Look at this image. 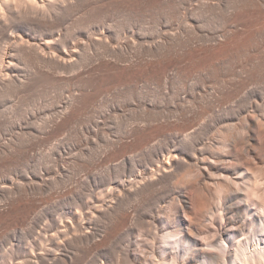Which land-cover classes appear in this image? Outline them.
Returning <instances> with one entry per match:
<instances>
[{"label": "bare ground", "instance_id": "1", "mask_svg": "<svg viewBox=\"0 0 264 264\" xmlns=\"http://www.w3.org/2000/svg\"><path fill=\"white\" fill-rule=\"evenodd\" d=\"M117 14L135 29L106 24ZM46 82L69 95L44 127L0 110V133L15 131L0 172L28 166L31 137L91 139L114 125L123 136L96 157L118 163L85 189L53 185L47 166L7 175L0 264H264V0H0V98ZM109 88L125 103L98 112ZM96 157L88 166L100 168Z\"/></svg>", "mask_w": 264, "mask_h": 264}, {"label": "rangeland", "instance_id": "2", "mask_svg": "<svg viewBox=\"0 0 264 264\" xmlns=\"http://www.w3.org/2000/svg\"><path fill=\"white\" fill-rule=\"evenodd\" d=\"M117 15L118 16H120V17H117ZM116 15V18H115V16H113L112 18H114L115 20H116V22H115V20L114 19H110V20H107L106 21V24H108V25H110V23L112 22V24L113 25H111V26H113L112 28H115L114 30L115 31H118V28L120 27H118L117 25H121V27L122 26H124L123 28H119V30H122V29H126V30H129V29H133L134 28V26H133V28H132V25H130V26H127L128 24H131L129 21H128V19H126V17L123 15V14H117ZM122 17H125V19L129 22V23H126V21L125 20H123L124 18H122ZM117 18H119V19H117ZM119 20V21H118ZM122 21H123V23H122ZM119 22H120V24H119ZM125 22V23H124ZM142 23H146V22H142ZM142 23H140V25L141 26H143L144 27V25L142 24ZM115 24V25H114ZM124 24V25H123ZM127 24V25H126ZM79 25H81V24H76V25H73L72 27H71V29H72V31H80V32H82V33H77L76 31V33L74 34V36H77V37H74L75 39H77V38H79V39H81L82 37H81V35H84L85 34V29H88V31H89V29L90 28H87L88 26L86 25V23H83L82 24V26H79ZM84 25H85V27H84ZM147 25V26H146ZM148 25H150V23L149 24H145V29L148 27ZM100 26V25H99ZM99 26H97L98 28H99ZM103 26V25H102ZM102 26H100V29H101V27ZM116 26V27H115ZM141 26H139V27H141ZM75 27V28H74ZM79 28V30H78V28ZM126 27V28H125ZM129 27V28H128ZM143 27H142V29H143ZM81 28V29H80ZM149 28V27H148ZM82 29H84V31H82ZM92 29V28H91ZM117 29V30H116ZM135 29V28H134ZM138 29H140V28H138ZM144 29V30H145ZM84 33V34H83ZM46 84H48L47 82L45 83V85H44V83H43V85L41 84V87H35L33 90L32 89H30L29 91H27L26 93H23V95L21 94L20 96L19 95H8V96H5V97H2V98H0V110L3 112L4 111V115H5V113H8V114H6V116H9L12 120H14V123L16 124V126L17 125H19V126H21V125H23L24 123H27L28 124V126L32 129L34 126H36L37 125V128H39V125H40V128H42V127H44L45 125L44 124H42V122L43 123H46L45 121L52 115V113L51 112H53L52 111V108H51V106L53 105V103H54V105L56 104H59L60 103V98H61V100L63 101L64 100V98H65V96H68L69 95V93H68V90H66V88L65 89H63V87H61L60 89L58 88V85H55V87H57V88H55L54 87V85H46ZM45 87V88H44ZM153 88L152 89H155V91H157L158 90V93H159V91L162 89V87L160 88V86L158 85V84H156L155 86L153 85L152 86ZM38 89V90H37ZM59 89V90H58ZM37 90V91H36ZM45 90V91H44ZM62 90V91H61ZM65 90H66V93H64L65 92ZM109 90V91H108ZM33 91V92H32ZM53 91V92H52ZM144 91H149V90H147V89H145ZM38 92V94H36V93ZM61 92H63V93H61ZM107 93H105V95H104V97L102 98V100H101V102H100V104L101 103H103V104H101L100 105V109H99V111L98 112H100L101 110H103V109H106L105 107L107 106V108L109 107V106H111V105H116V103L117 104H120V105H123V103H125V101H124V99L122 100V98H118V101H117V95L118 94H115L116 92H114V90L113 89H111V88H109V89H107V91H106ZM113 92V93H112ZM160 92H163V89L160 91ZM36 94V95H35ZM62 94H64V95H62ZM35 95V96H34ZM62 95V96H61ZM61 96V97H60ZM107 98H106V97ZM32 97V98H31ZM3 98H5V99H3ZM16 98V99H15ZM24 98V99H23ZM2 99V100H1ZM121 100V101H120ZM140 100V99H139ZM59 101V102H58ZM120 101V102H119ZM122 101H124V102H122ZM141 101H143V98L141 99ZM122 102V103H121ZM136 102H138V100L136 101L135 100V102H134V104L133 105H135V103ZM166 103V101L165 102H163L162 104H164V105H162V108H163V106H164V111H165V113H167V110H168V108H170L169 106H167V104H165ZM111 104V105H110ZM106 105V106H105ZM125 105V109L128 111L129 109H135V107L133 106V105H130L129 106V108H128V106H127V104H124ZM136 105H137V103H136ZM131 107V108H130ZM165 107H168V108H165ZM50 108V109H49ZM132 109H131V111H132ZM162 109V110H163ZM165 109H167V110H165ZM125 110V112L126 113H128L127 111ZM9 111V112H8ZM129 112V113H132V112ZM97 112V113H98ZM51 114V115H50ZM50 115V116H49ZM49 116V117H48ZM32 120H34V122H35V120H36V122L34 123ZM31 121H32V123H31ZM39 125H38V124ZM33 124H35V125H32ZM42 124V125H41ZM24 125H26V124H24ZM44 125V126H43ZM32 126V127H31ZM115 126V125H114ZM112 127V128H109V127H111V126H107V127H105V130L106 131H104V133L106 134V136H104V134H101L100 136H97L96 138H91L90 139V137L89 136H85V135H82V137L81 138H77L76 136H72L71 138H70V136L71 135H73V134H69V133H67L66 131V134H65V132L64 131H61V132H58V134H54V135H52V136H49V137H38V139L39 140H41V138H42V140H41V142L38 140V142L36 141L35 142V140H37V138L35 139V136H34V138L33 137H31V138H29V142H30V139H31V141L33 142V146L35 147V148H33V149H35V151L34 152H32V157H31V159H30V162H28L29 164H28V166L26 165V166H24V167H17V168H15V169H13V171L11 170V171H9V170H7V171H9V172H11V173H8L7 171L5 172L4 170H2V172H0V183H4V181L5 180H7V179H9V178H16V175H19V174H23V173H26V175L28 174V173H32L33 171V173L32 174H34L35 172L37 173V172H39V170L42 168H45V166H47L45 169H47L48 171H50V172H48L47 170H46V172H47V175L45 176V178L46 179H50V183H52L53 185L55 184H60L59 182H64L65 180H66V182H64V185H63V182H62V186H60L61 187V189H65V187H67V185H68V187H70L72 184H74L73 186H75L76 185V183H77V187H81V189H85L87 186H89V185H91V184H93V182H97V181H100V179L102 180L103 178H100L101 177V175H103V177H105V174H106V171H105V169H108L109 167H115L116 165H117V157H114V159H113V156H112V160L108 157L107 159H109V161L107 162L108 163V166L106 165V164H104V163H106L105 161H104V163H102L101 161H99V159L101 158L100 156H102V153L104 152V151H106V153H107V146H106V143H107V145H108V141H109V139H113V140H115L116 138H119V137H121V136H119L120 134L123 136V134H122V131H123V127ZM109 128V130H107ZM114 128H116V129H114ZM3 129V128H2ZM6 129H9L10 130V132H8V133H3L2 134V132H4V131H2L1 133H0V135H1V137H0V143H1V145H2V143H5L4 141L6 140V142H8L9 141V138L11 137V138H14V136L15 135H13V132L15 133V131L14 130H11V129H13V128H6ZM34 129H36L35 127H34ZM112 129V130H111ZM113 129H114V131H113ZM120 129L122 130V131H120ZM116 130V131H115ZM109 131V132H108ZM110 131H112V132H110ZM121 133H120V132ZM34 134H35V132L34 131H32ZM63 133V134H62ZM6 134V135H5ZM13 136H12V135ZM119 134V135H118ZM11 135V136H10ZM66 137H65V136ZM103 135V136H102ZM33 136V135H32ZM69 137V138H68ZM83 137H85V138H83ZM89 137V138H88ZM10 138V139H11ZM47 140H46V139ZM66 138V139H65ZM75 138V139H74ZM77 138V139H76ZM108 138V139H107ZM54 139V140H53ZM71 139H73V140H71ZM80 139V140H79ZM91 141H90V140ZM94 139V140H93ZM107 139V140H106ZM154 139H156V138H154ZM2 140H4V141H2ZM70 140V141H69ZM76 140V141H75ZM78 140H79V142H78ZM158 140L160 141V139L158 138ZM69 143H68V142ZM75 141V142H74ZM86 141V142H85ZM156 141H157V139H156ZM158 141V142H159ZM31 142V143H32ZM47 142V143H46ZM63 142V143H62ZM97 142V143H96ZM34 143H35V145H34ZM73 143V144H72ZM83 143V144H82ZM85 143V144H84ZM93 143V144H92ZM30 144V143H29ZM36 144H37V146H36ZM56 144V145H55ZM60 144V145H59ZM75 144V145H74ZM101 144V145H100ZM40 145V146H39ZM105 147H104V146ZM58 147V149H57V147ZM64 147V149L65 148H67V151H66V156H65V154H63L64 155V158H63V156H61V154H62V152H61V149ZM79 146H80V148H79ZM61 147V149H59ZM78 147V148H77ZM101 147V148H100ZM104 150H103V149ZM76 149V150H75ZM106 149V150H105ZM66 150V149H65ZM80 150V151H79ZM81 150H82V153H81V156H79L78 158H80V159H78V158H76L77 157V155H78V152H81ZM92 150V151H91ZM74 151V152H73ZM99 151V152H98ZM101 151H103L102 153H101ZM57 152L59 153V152H61L59 155H57ZM70 152V153H69ZM138 153H139V151H137ZM70 154V155H68V154ZM83 153L84 154H88L89 155V158H87L88 157V155H87V157H85V156H83ZM90 153H91V155H90ZM99 153L101 154L100 156H98L99 155ZM136 153V152H135ZM135 153H133V154H135ZM138 153L137 154H135V155H137L138 156ZM76 154V155H75ZM104 155L103 156H105L106 154H105V152L103 153ZM68 155V156H67ZM79 155H80V153H79ZM96 155L98 156V157H100V158H98V157H96ZM134 155V156H135ZM62 157V159L65 161L66 160V162L65 163H63L64 164V168H65V170L66 171H63V170H58L57 171V169L60 167H58L57 168V164H59L58 162H59V159H58V157ZM92 157V159H91V157ZM110 156V157H111ZM81 157H83L82 159H81ZM87 158V161L85 160V158ZM96 157V161H99V166L98 167H100V168H97V167H90V166H88V164L87 163H91V161H94V158ZM136 157V156H135ZM33 158V159H32ZM97 158H98V160H97ZM57 161H56V160ZM85 161H84V160ZM89 159H91V161L89 160ZM33 162H32V161ZM56 161V162H55ZM71 164V166H70V164H68V162ZM77 162V163H74V162ZM79 161V162H78ZM89 161V162H88ZM111 161V162H110ZM115 161V162H114ZM119 161V160H118ZM117 162V163H116ZM55 163H56V165H55ZM66 163L68 164L67 166L68 167H66ZM72 163H74L73 165V168H72ZM79 163V164H78ZM111 163H113V164H111ZM79 166H78V165ZM109 164H110V166H109ZM116 164V165H115ZM76 165V166H75ZM87 165V166H86ZM101 165V166H100ZM73 169H69L70 167ZM82 166V167H81ZM105 166L107 167V168H105ZM26 167V168H25ZM28 167V168H27ZM57 169H56V168ZM74 167H75V170H74ZM89 167L91 168V170L89 169ZM24 168V169H23ZM80 168V169H79ZM84 168V169H83ZM95 168V169H94ZM97 168V169H96ZM27 169V170H26ZM39 169V170H38ZM41 169V170H42ZM45 169H43V170H45ZM53 169H56L55 171L56 172H54V174H56L57 172V174L56 175H53ZM93 169V170H92ZM99 169V170H98ZM15 170V171H14ZM17 170V171H16ZM19 170V171H18ZM38 170V171H37ZM53 170V171H52ZM69 170H71L70 172H69ZM84 170V171H83ZM104 170V171H103ZM30 171V172H29ZM52 171V172H51ZM68 171V172H67ZM73 171V172H72ZM90 171H92V172H90ZM100 171V172H99ZM5 172V173H4ZM64 172V173H63ZM73 174H72V173ZM89 172V173H88ZM100 173L101 175H99L98 174V176H100V177H98L95 173ZM103 174H102V173ZM19 173V174H18ZM65 173H67L68 174V176H69V174H70V178L72 177L71 176V174L72 175H74L73 176V178H71V179H73V181L72 182H70V178L68 177L67 178V176H66V174ZM5 174V175H4ZM10 174V175H9ZM16 174V175H15ZM58 174L60 175H62L63 176V174H64V176H63V178L61 179V176L59 177L58 176ZM92 174H94V175H96L97 176V178H95L96 176H92ZM8 175V176H7ZM5 176V177H4ZM6 176H7V179H6ZM12 176V177H11ZM56 176V177H55ZM9 177V178H8ZM48 177V178H47ZM65 177V178H64ZM94 179H92V178ZM57 179V180H54V179ZM67 178V179H66ZM3 179H5L4 181H3ZM51 179L53 180V181H55V183H53V181L51 182ZM65 179V180H64ZM74 179H75V181H74ZM77 179V180H76ZM58 180H61V181H58ZM88 180H90V182L88 181ZM97 180V181H96ZM58 181V183H56ZM69 181V183H67ZM77 181V182H76ZM93 181V182H92ZM76 182V183H75ZM79 182V183H78ZM86 182H88V183H90L89 185H88V183L86 184ZM67 183V184H66ZM70 183H71V185H70ZM79 184H82V185H86L85 186V188H84V186L82 187V186H78ZM70 185V186H69ZM65 186V187H64ZM54 189L56 188V190H57V188H58V190L60 189V187L58 186V187H55V186H52ZM76 187V186H75ZM66 200V201H65ZM65 200H63L60 204H61V206H62V203H63V206H64V208L65 207H67V208H76L77 206L73 203L72 204V201L73 200H71L70 198H69V200H68V198H65ZM68 200V201H67ZM67 203V204H66ZM72 204V205H71ZM70 205V206H69ZM75 205V206H74ZM36 220V223H37V220L38 219H35ZM22 226H20V227H17L16 229H18L17 230V232H16V234L18 235L19 234V236L21 237H19L20 238V241H22L21 243L23 244L24 243V241L27 239V237H28V241H31V238L29 237V235L27 236V234L29 233H26V231H28V227L27 228H25L26 226H23L22 228H21ZM19 228H20V230L21 229H23V231L24 230H26L25 231V235L27 236L26 238H24L25 236L24 235H22V234H24L23 232H21L20 230H19ZM25 228V229H24ZM15 229V228H14ZM4 230L6 231L7 229H5L4 228ZM3 229H0V234H2L3 235V233H4V235L2 236V235H0V237H1V239H0V245L2 244V246H5V244H6V246L4 247V248H6V247H8L9 245V241L10 240H8L9 239V237H7L6 238V236L5 235H7L6 234V232H3L4 231ZM11 230V229H10ZM8 231V233H10L11 231ZM139 230V231H138ZM138 230H136L135 231V233H134V237H137V238H139L140 240H142V239H144V238H146L147 237V235L146 234H143L144 233V229H142V231H143V233L141 232V230H140V228H138ZM19 232H21V233H19ZM12 233V232H11ZM142 235H141V234ZM145 233H147L146 231H145ZM139 234V235H138ZM145 235H146V237H145ZM3 237L5 238L4 239V241H2V239H3ZM141 237H143V238H141ZM8 241V243H7V241ZM26 240V241H27ZM27 241V242H28ZM3 242V243H2ZM118 242V241H117ZM117 242H114L115 244L117 243ZM11 243V242H10ZM20 243V244H21ZM25 244V243H24ZM113 244V243H112ZM117 244H120V242L119 243H117ZM1 247V246H0ZM115 247V246H114ZM112 248V247H111ZM108 252H109V254L111 253L109 250H107ZM107 251H105L104 252V254H106V253H108ZM109 254H106V255H108V256H110Z\"/></svg>", "mask_w": 264, "mask_h": 264}]
</instances>
